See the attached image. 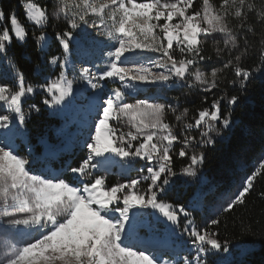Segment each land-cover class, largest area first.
<instances>
[{
  "label": "snow or ice",
  "instance_id": "6c2138e0",
  "mask_svg": "<svg viewBox=\"0 0 264 264\" xmlns=\"http://www.w3.org/2000/svg\"><path fill=\"white\" fill-rule=\"evenodd\" d=\"M20 7L25 23L14 10L0 9V79L13 82L0 83V239L10 243L0 264H225L231 241L221 239L220 217L247 204L254 182L264 178V157L235 193L210 209L204 225L193 218L204 208L200 194L191 211L163 196L174 178L200 179L205 149L231 128L233 106L264 72V0H54L51 13L38 0H21ZM61 20L65 27L54 35L59 54L45 61L55 72L42 84L27 83L9 54L13 41L23 46L31 38L41 61L52 43L46 29ZM257 26L260 47L254 49L249 36L257 35ZM79 32L83 41L75 38ZM95 37L108 42L105 59L85 66ZM209 42L213 53L204 47ZM45 63L34 71L41 73ZM228 73L232 78L221 88ZM78 82L96 112L86 154L78 166L34 170L31 150L21 155L15 144L41 110L35 103L25 110L27 98L39 89L44 106L61 110L76 98ZM185 86L205 94L202 102L212 97L190 118L188 108L179 111L180 97L169 101L167 95ZM174 157L183 161L179 170ZM138 161L142 170L134 168ZM114 167L137 175L108 186ZM259 195L264 199V191ZM239 228L252 231L243 218Z\"/></svg>",
  "mask_w": 264,
  "mask_h": 264
},
{
  "label": "trees",
  "instance_id": "16d2710c",
  "mask_svg": "<svg viewBox=\"0 0 264 264\" xmlns=\"http://www.w3.org/2000/svg\"><path fill=\"white\" fill-rule=\"evenodd\" d=\"M38 2L48 5L51 13L50 0H38ZM257 3H259V0H257ZM20 4L21 0H0V9L6 14L14 10L21 22L25 23L24 12ZM28 28L31 32L32 25L29 24ZM63 29L64 25L61 21L58 23L50 22L46 31L52 38V43L46 57L41 61L36 59L38 50L31 38L23 46L13 41L9 54L14 56L18 66L25 73L27 83L42 84L47 76L55 72L51 69V66L46 65L45 61L52 55L59 53L60 49L54 35L55 31ZM256 30L257 35L249 36L254 49L260 47L259 33L262 29L257 26ZM204 47L209 53H213L211 42L205 44ZM252 62V59H247L245 64L251 66ZM38 63H45V67L39 74L34 71ZM212 63L209 62V64ZM207 70L210 71V69ZM231 78L232 74L228 73L225 82L221 84V88H224L226 80ZM3 80L9 84L13 83L10 78ZM229 92L235 94L230 88ZM167 95L169 101H172L174 97H180L179 111L182 112L184 108H188L189 118L195 114L198 108L210 105L212 99L209 95L207 102H202V96L205 94L197 89H188L187 86L182 89H171ZM42 98L43 94L39 91L27 98L25 110H27L28 104L32 103L39 106L41 110L39 113H32L29 117L25 126L27 129L25 141H21L18 137L16 139L15 144L18 146L21 155L27 154L25 151L27 146L30 149L35 148L36 140L52 145L53 140L51 138L55 128L53 125L57 120L50 109L42 104ZM233 107V125L229 130H225L221 137L217 138L214 147L205 149L206 159L200 179L198 181L189 179L188 182H185L184 179L174 178L175 183L169 186L167 195L163 196L167 202L184 206L191 211L192 205L199 202L194 200L193 197L200 194L204 208L202 211L196 210L193 212V218L198 225H204L207 220L212 218L210 209L220 204L223 198L231 195L237 184L251 173L264 152V72L251 78L246 93ZM168 119L170 122L176 123L172 114H169ZM177 131H179V127ZM73 148H62L53 157L52 155L41 157L39 165L41 167L50 165L55 171L67 165L77 166V158L74 157L75 151L72 150ZM34 152L37 157L40 150L36 149ZM174 160V167L179 170L183 161L175 157ZM143 163V161H138L135 165L140 167ZM131 174L132 171L127 176L130 178ZM67 178L71 179L69 176ZM262 191H264V178L258 177L254 182L252 192L246 197L247 204L237 206L233 213H225L220 217L221 224L218 228L221 239L228 238L231 241V255L222 254L225 264H264V199L259 195ZM240 218L251 225V232L241 234L239 228ZM225 225H227V228H225ZM160 227L163 228V225L161 224ZM238 245H243L246 251L242 253Z\"/></svg>",
  "mask_w": 264,
  "mask_h": 264
},
{
  "label": "rangeland",
  "instance_id": "374dc122",
  "mask_svg": "<svg viewBox=\"0 0 264 264\" xmlns=\"http://www.w3.org/2000/svg\"><path fill=\"white\" fill-rule=\"evenodd\" d=\"M50 2L52 5L54 3V0H50ZM61 23L65 27V24L62 20H61ZM85 31L91 32L92 30L86 29ZM84 36H85V32H79V35H77L80 41H83ZM95 40L97 41V44L93 47L91 56L88 59L83 61L85 66L94 67L95 64H102L103 60L105 59L104 54L107 51L108 42L103 37H95ZM147 55H156V54L149 53ZM72 59L76 61L78 58L76 57L75 54H73ZM77 67H79V63L77 64ZM51 69L53 71L55 70L54 68H51ZM70 78H71V74H70ZM0 83H7V82L3 79H0ZM74 88L76 89V92H75L76 98L71 103L66 102V106H62L61 110L50 109V111L56 116V120H57L54 122V125H53L55 126V128H54V131L52 133V138H51L53 140L52 145H47V144H44L41 140H36L37 143H36L35 148L30 149L29 146L25 148L26 153H28L29 149L31 150L30 159H34L37 161L36 165H34V170H39L42 168L53 169L50 165H45L41 167L39 165L40 159L41 157H45L49 155L50 156L52 155L53 157V155H55L60 149L62 150V148L70 149L74 147L72 150L75 151L74 157L77 158V162H76L77 166L80 162H82V159L86 154V149L83 147V144H84V141L87 140L88 138L89 126L93 123L95 116H96V112L88 108L87 102L84 99V89L86 88V86L82 82H78L77 84L74 85ZM37 91L40 92L39 89H37ZM141 98H143V96ZM2 112H3V109H0V113ZM26 132H27V129L24 127L23 129L20 130V134L17 137L21 141H25ZM17 137L15 138V142H16ZM36 149L40 150L37 157L34 152L36 151ZM262 157H264V152L261 155V158ZM134 168L140 169V167H137V165H134ZM58 171H60V169ZM65 175L72 178L74 174L68 172ZM136 175H137V171L133 170L130 178L135 177ZM128 179L129 177L127 175H122L120 173L119 168L114 167L112 171L108 174L106 184L108 186H111V185H114L117 181L126 182ZM243 180L237 184V186L235 187V189L232 191L231 194L235 193L240 188ZM181 220L183 222V217L181 218ZM142 234L144 233L142 232ZM13 240L17 243L19 242V239L17 237H13ZM174 240H175V244L181 243L178 237L174 238ZM9 246H10V243L7 239H0V255H2L9 248ZM225 255L227 256L228 254H225ZM165 258H168V257L165 256Z\"/></svg>",
  "mask_w": 264,
  "mask_h": 264
},
{
  "label": "water",
  "instance_id": "95a60500",
  "mask_svg": "<svg viewBox=\"0 0 264 264\" xmlns=\"http://www.w3.org/2000/svg\"><path fill=\"white\" fill-rule=\"evenodd\" d=\"M75 38H76V40L80 41L79 38H78L77 36H76ZM162 225H163V224H162ZM163 227H164V225H163Z\"/></svg>",
  "mask_w": 264,
  "mask_h": 264
}]
</instances>
